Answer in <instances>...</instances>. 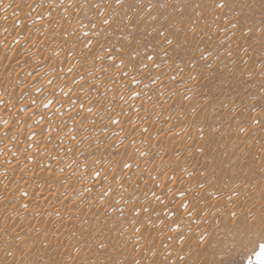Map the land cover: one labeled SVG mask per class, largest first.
<instances>
[{
    "label": "rangeland",
    "instance_id": "374dc122",
    "mask_svg": "<svg viewBox=\"0 0 264 264\" xmlns=\"http://www.w3.org/2000/svg\"><path fill=\"white\" fill-rule=\"evenodd\" d=\"M0 73V264H256L264 0H0Z\"/></svg>",
    "mask_w": 264,
    "mask_h": 264
},
{
    "label": "bare ground",
    "instance_id": "6f19581e",
    "mask_svg": "<svg viewBox=\"0 0 264 264\" xmlns=\"http://www.w3.org/2000/svg\"><path fill=\"white\" fill-rule=\"evenodd\" d=\"M2 8V7H1ZM3 9V8H2ZM5 9V8H4ZM2 15V14H1ZM29 23V22H28ZM42 25V24H41ZM36 28V27H35ZM32 40H34V39H32ZM55 40V39H54ZM12 42V41H11ZM35 43V42H34ZM30 44H32V43H30ZM65 45V44H64ZM37 46V45H36ZM26 47V46H25ZM37 49V48H36ZM63 49V48H62ZM39 50V49H38ZM30 52V51H29ZM24 53V52H23ZM38 54V53H37ZM36 54V55H37ZM35 55V56H36ZM37 57H39V56H37ZM36 57V58H37ZM52 58V57H51ZM39 60V59H38ZM51 60V59H50ZM56 60V59H55ZM16 62V61H15ZM52 62V61H51ZM18 63V62H17ZM54 63V62H53ZM57 63V60H56V62H55V64ZM34 64V63H33ZM55 64H53L54 66H55ZM18 65V64H17ZM16 65V66H17ZM56 65H58V64H56ZM13 67H14V65H13ZM21 67H23V66H21ZM21 67H20V69H21ZM23 68H25V67H23ZM26 69V68H25ZM1 74V73H0ZM23 75V74H22ZM21 75V76H22ZM5 76V75H4ZM61 76H63V74L61 73V75H59V77H60V79H58V81H60V80H62L61 79ZM2 77V76H1ZM34 77V76H33ZM40 77V76H39ZM56 77V76H55ZM38 78V77H37ZM2 79V78H1ZM18 79H19V76H18ZM21 79V78H20ZM24 79V78H23ZM17 81V80H16ZM15 81V82H16ZM24 82H25V79L23 80ZM51 81V80H50ZM157 81V80H156ZM68 82V81H67ZM101 83V82H100ZM1 85V84H0ZM28 86V85H27ZM36 87V86H35ZM53 87V86H52ZM4 88V87H3ZM5 89V88H4ZM109 89V88H108ZM102 90V89H101ZM5 91V90H4ZM32 92V91H31ZM24 93V92H23ZM34 93V92H33ZM26 94V93H25ZM32 95V94H31ZM27 97V96H26ZM25 97V98H26ZM139 102V101H138ZM69 103V102H68ZM3 105V104H2ZM139 105V104H138ZM151 105V104H150ZM131 107V106H130ZM134 107V106H133ZM154 108V107H153ZM149 109V108H148ZM59 110V109H58ZM139 110V109H138ZM2 112V111H1ZM51 112V111H50ZM136 112V111H135ZM143 112V111H142ZM57 113V112H56ZM55 114V113H54ZM58 114V113H57ZM143 114V113H142ZM154 116V115H153ZM2 118V117H1ZM51 118V117H50ZM145 118V117H144ZM153 118V117H152ZM160 118V117H159ZM143 120V119H142ZM55 121V120H54ZM156 121V120H155ZM14 122V121H13ZM69 122V121H68ZM135 122V121H134ZM58 123H59V121H58ZM155 123V122H154ZM57 124V123H56ZM71 124V123H70ZM126 124V123H125ZM69 125V124H68ZM138 125V124H137ZM50 126V125H49ZM131 126V125H130ZM8 127V126H7ZM18 127V126H17ZM40 127V126H39ZM135 127V126H134ZM64 128V127H63ZM40 129H41V127H40ZM47 129V128H46ZM54 130V129H53ZM58 130V129H57ZM62 130V129H61ZM84 130V129H83ZM137 130V129H136ZM10 132H11V130H9ZM51 131V130H50ZM49 131V132H50ZM52 132V131H51ZM4 133V132H3ZM6 133V132H5ZM17 133V132H16ZM56 133V132H55ZM55 133H54V135H55ZM1 134V133H0ZM8 134H9V132H8ZM7 134V135H8ZM61 134V133H60ZM102 134H103V132H102ZM3 135V134H2ZM52 135V134H51ZM88 135H89V133H88ZM20 136V135H19ZM19 136H17V137H19ZM75 136V135H74ZM73 136V137H74ZM144 136V135H143ZM16 137V134L15 135H13V133H12V135L10 134L9 136H0V141L2 142V141H5L6 140V142H7V144H8V148L10 147H13L12 149H11V152H9V154L7 155V158H8V162H10V163H15L16 162V159L19 157V152L17 151V148L15 147L16 145L18 146L20 143H19V138H17ZM107 137V136H106ZM103 138V137H102ZM3 139H5V140H3ZM141 139V138H140ZM71 141V139H66V142L65 143H67V141ZM27 141V140H26ZM29 141V140H28ZM54 141V140H53ZM69 141V142H70ZM75 141V140H74ZM141 141H142V139H141ZM25 142V141H24ZM4 143V142H3ZM27 143V142H26ZM29 143V142H28ZM35 143V142H34ZM59 143V142H58ZM33 144V143H32ZM45 144V143H44ZM74 144V143H73ZM24 145V144H23ZM46 145V144H45ZM67 145V144H66ZM1 146V145H0ZM33 146V145H32ZM57 146V145H56ZM93 147V146H92ZM98 147V146H97ZM96 147V148H97ZM4 148H5V146H4ZM25 148H27V146L25 147ZM48 148V147H47ZM121 148V147H120ZM45 149V148H44ZM9 150V149H8ZM31 150V149H30ZM64 150H66V149H64ZM60 151V150H59ZM89 151V150H88ZM94 151V150H93ZM101 151V150H100ZM6 152V151H5ZM52 152V151H51ZM58 152V151H57ZM4 153V152H3ZM48 153V152H47ZM68 153V152H67ZM93 153V152H92ZM99 153V152H98ZM90 154V153H89ZM97 154V153H96ZM22 155V154H21ZM100 155V154H99ZM5 156V155H4ZM58 156V155H57ZM6 157V156H5ZM46 158L44 159V160H42L41 161V166H40V169L37 171L38 173H37V175H38V178H40V180L41 179H48V178H50V175L52 174L51 172V168H50V166H48V164L49 163H51V161L49 160V159H51L50 157H48V156H45ZM66 157V156H65ZM21 158V157H20ZM25 159V158H24ZM18 161V160H17ZM23 161H25V160H23ZM22 161V162H23ZM50 161V162H49ZM20 162V161H19ZM26 162V161H25ZM21 163V162H20ZM53 163V162H52ZM17 164V163H16ZM23 164V163H22ZM85 164V163H84ZM20 165V164H19ZM18 166V165H17ZM31 166V165H30ZM86 166V165H85ZM14 167V166H13ZM26 167H27V165H26ZM81 167V166H80ZM91 168V167H90ZM88 170V169H87ZM151 170V169H150ZM147 171V170H146ZM148 172H150V171H148ZM27 174H28V172H27ZM79 175V174H78ZM36 176V175H35ZM31 178V177H30ZM145 178H146V176H145ZM31 180V179H30ZM58 183V182H57ZM68 183H70V181L68 182ZM69 185V184H68ZM49 186H50V184H49ZM22 187H24V186H22V184L21 185H17V187H15V188H17V189H23ZM51 187V186H50ZM83 187V186H82ZM17 189H15V190H17ZM24 189H26L25 187H24ZM47 189V188H46ZM51 189V188H50ZM37 190V189H36ZM22 191V190H21ZM40 191V190H39ZM48 191H50V190H48ZM48 191H46V192H48ZM53 191V190H52ZM18 192H20V191H18ZM23 192L25 193L26 191L25 190H23ZM35 192H37V191H35ZM41 193L43 192V191H40ZM22 193V192H21ZM31 193H34V192H31ZM50 194V193H49ZM53 194V193H52ZM29 195H30V193H29ZM47 195H48V193H47ZM46 195V196H47ZM33 196H35V198H36V200H37V203L38 202H44L45 200H44V197H46L45 196V194H40V193H36L35 195H33ZM42 196H44V197H42ZM33 198V197H32ZM35 198H34V200H35ZM41 198V199H40ZM46 198H48V197H46ZM44 200V201H43ZM51 200V199H50ZM46 202V201H45ZM51 202V201H50ZM60 204V203H59ZM63 204V203H62ZM63 206V205H62ZM57 207V206H56ZM60 207V206H59ZM61 208V207H60ZM62 209V208H61ZM60 213V212H59ZM58 213V214H59ZM63 213V212H62ZM11 237H13V238H15V236L14 235H11L10 236V238ZM12 239V238H11ZM15 240V239H14Z\"/></svg>",
    "mask_w": 264,
    "mask_h": 264
},
{
    "label": "snow or ice",
    "instance_id": "6c2138e0",
    "mask_svg": "<svg viewBox=\"0 0 264 264\" xmlns=\"http://www.w3.org/2000/svg\"><path fill=\"white\" fill-rule=\"evenodd\" d=\"M255 260H256V264H264V244L260 245V251L259 254L255 257Z\"/></svg>",
    "mask_w": 264,
    "mask_h": 264
},
{
    "label": "water",
    "instance_id": "95a60500",
    "mask_svg": "<svg viewBox=\"0 0 264 264\" xmlns=\"http://www.w3.org/2000/svg\"><path fill=\"white\" fill-rule=\"evenodd\" d=\"M259 251H260V249H259ZM259 251H258V254H259ZM258 254H257V255H258ZM257 255H256V256H257ZM256 256H255V257H256Z\"/></svg>",
    "mask_w": 264,
    "mask_h": 264
}]
</instances>
